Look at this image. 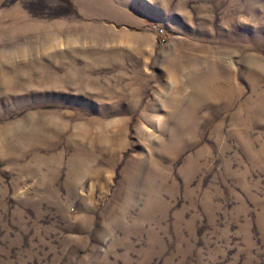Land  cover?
I'll return each instance as SVG.
<instances>
[{"label": "rangeland", "instance_id": "obj_1", "mask_svg": "<svg viewBox=\"0 0 264 264\" xmlns=\"http://www.w3.org/2000/svg\"><path fill=\"white\" fill-rule=\"evenodd\" d=\"M0 264H264V0H0Z\"/></svg>", "mask_w": 264, "mask_h": 264}]
</instances>
